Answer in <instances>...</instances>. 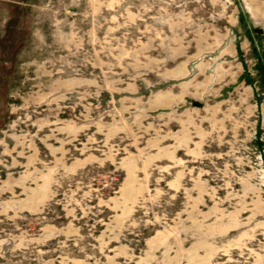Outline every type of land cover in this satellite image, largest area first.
<instances>
[{
  "label": "rangeland",
  "instance_id": "obj_1",
  "mask_svg": "<svg viewBox=\"0 0 264 264\" xmlns=\"http://www.w3.org/2000/svg\"><path fill=\"white\" fill-rule=\"evenodd\" d=\"M0 264H264V0H0Z\"/></svg>",
  "mask_w": 264,
  "mask_h": 264
},
{
  "label": "water",
  "instance_id": "obj_2",
  "mask_svg": "<svg viewBox=\"0 0 264 264\" xmlns=\"http://www.w3.org/2000/svg\"><path fill=\"white\" fill-rule=\"evenodd\" d=\"M191 104L196 105V106H199L201 104V102L198 101V100H192L191 101Z\"/></svg>",
  "mask_w": 264,
  "mask_h": 264
}]
</instances>
